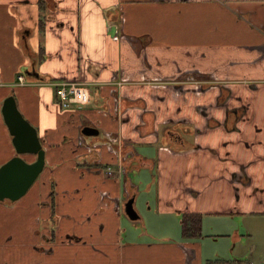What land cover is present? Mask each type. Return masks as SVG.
Returning <instances> with one entry per match:
<instances>
[{
  "label": "crops",
  "instance_id": "obj_1",
  "mask_svg": "<svg viewBox=\"0 0 264 264\" xmlns=\"http://www.w3.org/2000/svg\"><path fill=\"white\" fill-rule=\"evenodd\" d=\"M38 1L0 0V166L13 95L45 150L29 199L56 214L49 240L73 245V264H263L236 249L264 235V0ZM65 79L87 105L61 108ZM143 193L137 221L168 222L134 243L123 205ZM183 213L229 251L183 238ZM210 216L230 218L211 233Z\"/></svg>",
  "mask_w": 264,
  "mask_h": 264
},
{
  "label": "rangeland",
  "instance_id": "obj_2",
  "mask_svg": "<svg viewBox=\"0 0 264 264\" xmlns=\"http://www.w3.org/2000/svg\"><path fill=\"white\" fill-rule=\"evenodd\" d=\"M28 159H30V157H28ZM144 189L145 187H141V191ZM29 190L21 199L14 203L9 201L0 202V264H52L50 257L54 254V251H57L56 261L58 264L77 263L78 260L75 259L73 255V245H65L67 243H63L65 240L62 239L55 242L49 240L54 228L57 226L56 220H52L49 217L52 214L56 217V214L53 212L48 215L47 210H43V208H39L31 202L29 196L33 195V191ZM142 196V200L139 198V202L134 203V207L142 211L145 216H149L148 212H146L147 208L144 206L149 196L145 195V193H143ZM45 202L48 203L49 201ZM39 206L43 207L45 205L43 202H40ZM203 217L204 216H202V218ZM224 218L229 220L230 217L210 216L206 220V228L208 229V226L212 224L214 229L211 233H216L217 226H220L218 222L221 223V220ZM236 219H238V217H236ZM159 221L165 222V224L168 222V220L161 219H159ZM159 221L154 223L151 218L146 217L145 225L142 220L131 222L125 219L122 233L128 235L129 239H131L129 241L142 243L146 239L145 237H147L148 232L151 230L158 231V227H163L159 224ZM141 235L145 236V239L140 238ZM200 238H202V236ZM200 238H197V241H199ZM123 239L120 240L122 241L121 244L128 242ZM201 240L204 242V247L206 242V246L211 253H215L216 251L225 253L229 251L228 245H225L229 244L226 240L232 242V239L229 237H221L216 243L212 242V237L202 238ZM92 246H94V244ZM249 248L252 249L254 256L259 258L261 253L264 252V235H262V237H253L249 241L243 242L242 245L239 244L236 252L241 250L244 253V251ZM49 249L52 250L51 253H47ZM43 252L45 254H42ZM225 255H229V253Z\"/></svg>",
  "mask_w": 264,
  "mask_h": 264
},
{
  "label": "water",
  "instance_id": "obj_3",
  "mask_svg": "<svg viewBox=\"0 0 264 264\" xmlns=\"http://www.w3.org/2000/svg\"><path fill=\"white\" fill-rule=\"evenodd\" d=\"M1 112L15 155L0 166V202L14 203L28 192L43 172L46 163L45 150L36 128L22 116L13 95L4 99ZM81 134L95 137L99 131L94 127L84 126ZM23 155H33L34 160L27 162ZM123 212L130 221L139 219L134 208V197L124 203Z\"/></svg>",
  "mask_w": 264,
  "mask_h": 264
},
{
  "label": "built area",
  "instance_id": "obj_4",
  "mask_svg": "<svg viewBox=\"0 0 264 264\" xmlns=\"http://www.w3.org/2000/svg\"><path fill=\"white\" fill-rule=\"evenodd\" d=\"M22 82V77H18ZM56 87V95L62 109H68L72 105H87L90 102V92L87 86L73 80H61L53 84ZM110 174V169H108ZM264 264V258H263Z\"/></svg>",
  "mask_w": 264,
  "mask_h": 264
},
{
  "label": "trees",
  "instance_id": "obj_5",
  "mask_svg": "<svg viewBox=\"0 0 264 264\" xmlns=\"http://www.w3.org/2000/svg\"><path fill=\"white\" fill-rule=\"evenodd\" d=\"M42 1L39 0V8L41 9ZM27 162L34 160L33 155L22 156ZM30 157V159H28ZM33 158V159H32ZM32 159V160H31ZM202 215L199 213H183L180 219L181 236L186 239H195L201 237Z\"/></svg>",
  "mask_w": 264,
  "mask_h": 264
}]
</instances>
